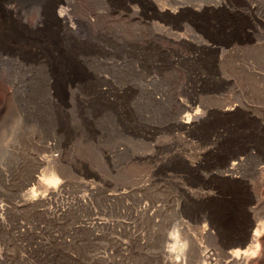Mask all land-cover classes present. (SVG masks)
I'll return each mask as SVG.
<instances>
[{
  "label": "rangeland",
  "instance_id": "obj_1",
  "mask_svg": "<svg viewBox=\"0 0 264 264\" xmlns=\"http://www.w3.org/2000/svg\"><path fill=\"white\" fill-rule=\"evenodd\" d=\"M250 1L0 0V264H166L181 255L196 264L194 238L214 254L206 264H228L240 248L230 228L264 264V161L248 166L246 197L240 164L245 145L264 154V129L241 142L240 115L207 109L241 100V48L256 51L252 36L264 31ZM53 173L57 184L45 180ZM141 176L160 188L132 195ZM32 179L30 211L17 198ZM141 200L161 208L156 227L153 211L131 217ZM248 206L263 207L251 224ZM21 224L31 228L22 240ZM203 226L213 239L200 236Z\"/></svg>",
  "mask_w": 264,
  "mask_h": 264
},
{
  "label": "bare ground",
  "instance_id": "obj_2",
  "mask_svg": "<svg viewBox=\"0 0 264 264\" xmlns=\"http://www.w3.org/2000/svg\"><path fill=\"white\" fill-rule=\"evenodd\" d=\"M257 4V5H254V4ZM247 5L249 6H252L253 9L256 11V21L258 22V26L261 24L264 26V0H251L250 2L247 3ZM248 8V7H247ZM246 8V9H247ZM250 8V7H249ZM251 10V9H250ZM253 11V10H252ZM56 15L58 17V19H60V21H63V23L65 24V26H68V22H67V17L66 15L64 14V11L62 8H59L58 11H56ZM62 23V22H61ZM255 33V32H254ZM254 36H252V34H249V36L251 37H254V39H251L253 41H255V47H256V51H253L252 53H249V52H244L241 48V100L239 102V104H235L234 105V99L233 98H226L228 99V101H226L225 103L221 104V107H217V108H211L210 106H207V109L209 111V113H220L222 115H226V116H234V117H237L238 115H240L241 117V142L244 140V139H247V137H250L253 133V127L256 129H264V31H259L257 29V33L256 34H253ZM180 40V39H179ZM184 40V39H183ZM175 41H178V40H175ZM254 45V44H253ZM170 46H172L170 44ZM202 46L203 47H208L206 45H204V43H202ZM237 51V50H236ZM236 53V52H235ZM228 57V56H227ZM250 95L252 96H255L256 98H250ZM248 96V97H247ZM209 99V98H208ZM222 99V98H221ZM210 100V99H209ZM215 100V99H214ZM225 101V99H224ZM223 101V102H224ZM198 103V102H197ZM214 103V102H213ZM210 105V104H209ZM219 105V104H218ZM210 107V108H209ZM179 111H181V113H184V112H188V111H192L191 110V107H188L186 104L184 103H179ZM178 111V112H179ZM224 117V116H223ZM230 118V117H229ZM182 125H184V128L187 129V130H191L192 129V125H190L189 122H186V123H183ZM218 125V124H217ZM221 125V124H220ZM223 126V125H222ZM220 126H217V128H219ZM255 129V133L257 132L258 133V130L256 131ZM186 130V131H187ZM259 130V131H260ZM216 132V131H215ZM187 133V132H186ZM192 133V132H191ZM250 135V136H249ZM254 137V135H252ZM260 136V135H258ZM251 138V137H250ZM257 138V137H256ZM259 138V137H258ZM255 139V138H254ZM247 148V149H246ZM248 149H251V147H247L246 145L241 148V150L243 152L242 155L245 156L244 159H241V193L242 195H248L247 194V191L249 189V183H250V179H251V175L250 174H247L246 171L249 170L248 169V166L251 164L252 161H254V165H256V167L258 165H260L263 161H264V158L262 157V153L258 152L257 154H254L252 153L250 150ZM260 151V150H259ZM248 153V155H247ZM264 153V152H263ZM236 155V154H235ZM234 156V154H233ZM231 157V156H230ZM234 159V157H232ZM230 160V159H229ZM232 160V159H231ZM186 161H187V158H186ZM185 162V160H184ZM188 162V161H187ZM189 163V162H188ZM193 163V162H192ZM186 164V163H185ZM239 164V165H240ZM252 164V170H254L253 172L255 173V166H253ZM193 165V164H192ZM234 165H237L236 163ZM191 166V164H190ZM236 167V166H234ZM254 167V168H253ZM258 168V167H257ZM233 172L232 169L229 170V172ZM248 172V171H247ZM234 173V172H233ZM249 173V172H248ZM230 176V175H229ZM147 177V176H146ZM146 177H140L139 178H136L134 179V183L133 185H135L134 188L136 189H133L132 190V195L133 193L136 195L138 193H145V196L146 193H149L151 191L152 188H150L154 183V179L155 177H151L152 179H146ZM149 177V176H148ZM147 177V178H148ZM150 178V177H149ZM235 177H233V175L229 178V179H234ZM47 183H51V184H57L58 182V177L55 173H53L51 175L50 178H46L45 179ZM156 182V181H155ZM160 182V181H158ZM150 183V185H149ZM152 183V184H151ZM155 185V184H154ZM156 185H160V184H157ZM155 185V186H156ZM132 186V185H131ZM154 186V187H155ZM63 187V186H61ZM85 187V185H84ZM125 187V186H124ZM159 187V186H158ZM27 194L26 198H21L20 196H18V204H20V207L22 209H29L30 211L32 210V207H35L33 206L34 205V197H35V190H34V185H33V179L32 181L30 182V184L28 185L27 187ZM87 188V187H86ZM85 188V189H86ZM160 188V187H159ZM158 188V189H159ZM88 189H90L89 187L87 188V191ZM92 190V189H90ZM128 190V189H126ZM153 191V190H152ZM126 192V191H125ZM249 192V191H248ZM161 193V192H160ZM123 194V193H122ZM126 194V193H125ZM208 195V194H207ZM207 195H204L202 194V196L200 195L199 198H204L206 196V198L208 197ZM58 196V195H57ZM122 196V195H121ZM124 196V195H123ZM126 196V195H125ZM244 196L242 197V199H244ZM250 196H253V195H250ZM246 197V196H245ZM251 198V197H250ZM141 199V197H140ZM144 199V198H143ZM82 203L85 202V200H80ZM251 201V200H250ZM140 203V206H139V210H133L132 208H130L128 211H130V215L131 217H137L138 215L140 217H146L148 215H150V212L153 211V215H151V218H152V223H154L155 227L157 226L158 224V220L156 221V216H157V213L159 212V210L161 208H159V206L157 205H147L145 204L144 206H142V200L139 201ZM144 202V201H143ZM240 202V201H238ZM242 202V201H241ZM260 203L262 201H259ZM81 203V204H82ZM127 203V202H126ZM229 203V204H228ZM226 204V206L230 205L231 202H228ZM244 203H246V201H244ZM238 204V203H237ZM243 204V203H242ZM85 205V204H84ZM245 205V204H244ZM262 205V204H260ZM129 206V205H128ZM247 206V205H246ZM264 206V205H263ZM19 207V208H20ZM161 207V206H160ZM232 207H235V206H232ZM245 207V206H244ZM1 208H4V207H0V211H1ZM64 208V207H62ZM231 208V207H230ZM236 208V207H235ZM234 208V210H236ZM249 208V206H248ZM263 207H261L262 209ZM66 209V208H65ZM65 209L63 210H59V211H62L63 214H64V211ZM240 209V208H239ZM260 207L258 208H254V207H251L249 209H247V215H246V219L247 221L245 220V218H243L244 221H246L247 223L251 224L253 222H255V220L260 217ZM133 210V211H132ZM58 211V210H57ZM127 211V212H128ZM243 211V210H241ZM28 212V211H27ZM61 212V213H62ZM17 213V212H16ZM236 213V212H235ZM9 214V213H8ZM57 215V214H56ZM58 216V215H57ZM127 216V215H126ZM150 217V216H149ZM221 217V216H219ZM59 218V217H58ZM134 218V219H135ZM220 218H215L216 222L218 223ZM18 220V219H17ZM93 220V219H92ZM132 220V219H131ZM149 220V219H148ZM224 220V219H223ZM228 220V219H227ZM231 220V219H230ZM4 220L1 218L0 216V227H2L3 225L1 224H4L3 222ZM135 221V220H133ZM18 222V221H17ZM245 222V223H246ZM28 223V222H27ZM32 223V222H31ZM221 223V222H220ZM241 223V222H240ZM244 223V222H243ZM92 224V223H91ZM148 224V223H147ZM100 224L99 223H94L92 224L91 228L89 229L92 234L95 232L97 226H99ZM220 225V224H219ZM236 225V224H235ZM133 226L129 224H125V226H122L123 227V230H127L129 232V230L131 229V227ZM81 227V226H80ZM85 227V226H84ZM101 227V226H100ZM226 227V226H225ZM224 227V229H225ZM137 227L135 226V228L133 227V230H131V232L133 231V235L137 234V230L134 231V229H136ZM200 228V227H199ZM249 228V227H248ZM1 229V228H0ZM3 229V228H2ZM9 229V228H8ZM17 232L14 233L16 235V239H19L23 238V236L26 234V232H29V230L31 229L30 227H27L25 224L21 226H18L17 227ZM87 229V228H86ZM153 229V228H152ZM12 230V229H11ZM47 230V229H46ZM74 230V228H71L70 229V232L69 233V236L68 237H71L72 235H74L73 233H71L72 231ZM228 232L230 233H235L234 235H239V239H234V240H230L229 241V244L232 245V246H240V248H235V250H233L232 252L229 253V257L232 258L231 262H229L228 264H253V261L251 260L252 256L254 255L253 253L250 252V248L246 245L247 242H250L249 241V238H247V241L246 243L244 242H241V228H236V229H227ZM6 231V230H5ZM97 231V230H96ZM126 232V231H125ZM226 232V231H225ZM223 231V234L225 233ZM46 233V232H45ZM200 236L201 237H212L213 239V231H212V228H208L207 226H203L202 227V230L200 232ZM227 233V232H226ZM244 233V232H243ZM91 234V235H92ZM96 234V233H95ZM222 234V235H223ZM228 234V233H227ZM226 234V236L224 237H227L228 235ZM245 234V233H244ZM132 235V234H131ZM225 235V234H224ZM58 236V235H57ZM75 236V235H74ZM73 236V237H74ZM93 236H96L93 234ZM144 236V235H142ZM98 237V236H96ZM140 237V240H139V243H142V241L145 240V237H141V236H138ZM137 237V238H138ZM155 237V235L153 236ZM158 237V236H157ZM175 237V236H174ZM247 237V236H246ZM249 237V235H248ZM63 238V236H62ZM66 238V237H65ZM65 238L64 240L62 239L61 241L63 242H66L65 241ZM95 238V237H94ZM94 238H91V239H94ZM61 238L59 237V240ZM67 239V238H66ZM75 239V238H74ZM96 239V238H95ZM99 239V238H98ZM151 239V238H150ZM154 239H157L156 237ZM177 239V237H176ZM197 239V238H196ZM225 239V238H224ZM20 240V241H21ZM43 240V239H42ZM53 241V240H52ZM56 240H54L55 242ZM58 242V241H57ZM74 242V241H73ZM77 242V241H76ZM112 242V241H111ZM160 243H162V245L166 244V242H168V240H166V242L163 240V241H159ZM170 242V241H169ZM159 243V244H160ZM164 243V244H163ZM62 244V243H61ZM158 244V243H157ZM228 244V245H229ZM42 245V244H40ZM58 245V244H57ZM230 245H229V248H230ZM152 246V245H151ZM130 247V246H129ZM201 247L203 248V246L200 244V242H197V240L195 241V238H194V248H193V254L192 256L195 258V262L196 264H206L205 262L206 261H213V256L214 254L212 253H209L207 254L208 250L206 251L207 253H205L204 251L201 250ZM9 248V247H8ZM42 248V246H41ZM44 248V247H43ZM155 248V247H154ZM162 248V247H161ZM211 249V248H210ZM50 250V249H49ZM160 250V248L158 249V251ZM125 251H128V249H126ZM161 252V250L159 251ZM165 252V251H164ZM166 252H169V251H166ZM47 253V252H46ZM95 253V252H94ZM172 253V252H171ZM29 254V253H28ZM32 254V253H31ZM30 254V255H31ZM253 254V255H252ZM48 255V254H47ZM185 255V254H184ZM183 255H181V257H177V259H171V260H168L166 261V264H188L187 260L185 258L182 257ZM49 257V256H48ZM171 258V256L169 257ZM168 258V259H169ZM180 258V259H179ZM183 258V259H182ZM87 259V258H86ZM0 261L1 260V253H0ZM49 261V260H48ZM192 261V260H191ZM181 262V263H179ZM215 262V261H214ZM213 262V263H214ZM190 263V262H189Z\"/></svg>",
  "mask_w": 264,
  "mask_h": 264
}]
</instances>
